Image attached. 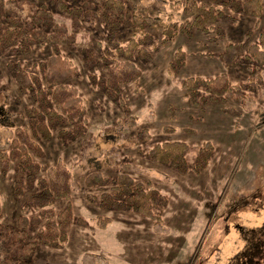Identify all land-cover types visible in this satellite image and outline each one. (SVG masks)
<instances>
[{
	"label": "rangeland",
	"instance_id": "obj_1",
	"mask_svg": "<svg viewBox=\"0 0 264 264\" xmlns=\"http://www.w3.org/2000/svg\"><path fill=\"white\" fill-rule=\"evenodd\" d=\"M2 1L6 5L0 15L2 25L6 16L30 22L35 11L44 6L55 23L70 29V17L55 8V0ZM67 1L72 5L87 2L96 11L104 0ZM123 1L129 11L133 3L137 12L187 28L188 20L181 7L174 5L176 0ZM196 1L206 7L212 3ZM262 4L259 19L224 4V16L210 24L209 30L180 32L168 42H162L158 30L149 43V58H132L140 76L121 89V102L100 88L103 72L99 59L107 47V29L97 17L84 22L73 44L35 42L27 53L15 48L2 50L0 151L8 153L12 140L19 136L16 130H26L43 152L34 158L43 169L36 178L44 177V169L58 162L71 174L73 221L66 240L60 247L37 242L45 219L33 227L29 224L28 239L37 243L33 264H233L248 244L259 247L260 264H264V236L260 233L264 228V69L245 58L264 30V0ZM96 43H101L99 51ZM227 43L239 46L230 63L220 56ZM177 50L184 53L181 65L173 61ZM57 53L77 69L76 76L66 83L83 101L85 122L80 136L65 137L62 130L68 127L64 123L48 122L40 102L22 90L16 77L18 71L45 67ZM220 74L238 86L232 96L206 99L205 104L199 99L197 106L189 103L181 88L184 79H210ZM41 121L50 138L38 131L36 125ZM143 130L148 131L149 141L139 139ZM171 141L184 142L190 149L210 143L213 152L205 169L198 175H180L169 166L152 163L150 149ZM186 159L193 165L191 151ZM123 166L129 167L136 181L166 198L159 223L129 210H100V194L110 189ZM95 172L108 183L99 188L86 185L85 178ZM26 176L17 172L11 161L3 171L0 162V224L15 227L20 216H31L23 209L36 187L21 183ZM65 203L59 199L53 205L54 213ZM99 216L111 219L105 229L96 227ZM252 236L260 240L246 241Z\"/></svg>",
	"mask_w": 264,
	"mask_h": 264
},
{
	"label": "trees",
	"instance_id": "obj_2",
	"mask_svg": "<svg viewBox=\"0 0 264 264\" xmlns=\"http://www.w3.org/2000/svg\"><path fill=\"white\" fill-rule=\"evenodd\" d=\"M211 2V5L206 7L196 0H176L174 5L181 7L188 20L187 28H179L176 25L165 24L158 17L137 12L133 3V9L129 11L123 0H104L96 11L95 7L87 2L72 5L67 0H55V8L70 17V29L64 24L55 23L44 6L35 11L30 22L19 17L6 16L5 24H0V53L4 48H15L27 53L35 42L49 43L52 46L59 42L73 44L76 34L84 28V22L90 17H97L107 29V47L101 51L99 59L103 72L100 88L109 97L121 102L119 96L121 89L140 76V71L132 62V58L135 56L140 59L149 58V43H152L156 34H159L158 30L162 42L170 41L180 32L207 31L210 24L224 16L222 6L225 5L255 19L262 17V0H211ZM5 6L0 0V15L3 14ZM95 46L98 51L101 49V43H96ZM238 49L237 44L227 43L220 56L226 63H230L237 55ZM245 58L264 69V30L260 33L258 41L250 45ZM183 59L184 53L177 50L173 56L174 63L181 65ZM90 61L93 63L92 57ZM76 74L77 69L72 63L57 53L49 57L45 67L42 65L38 68L31 67L26 71H18L16 75L22 90L40 102L41 112L48 117V122L60 121L68 127L62 130L65 137L80 136L84 132L83 101L76 89L66 83ZM181 88L189 103L197 106L199 99L205 104L206 99L215 101L224 94L232 96L238 86H232L227 76L220 74L210 79L188 77L182 81ZM30 112L34 114V111ZM36 126L44 138L51 137L42 121ZM16 131L19 136L12 140L10 151L8 153L0 151L1 168L4 171L8 161H11L17 172H25L27 175L21 183L28 187H36V190L29 195L23 209L24 212L31 213L29 218L25 215L20 216L15 227L0 224V264H33L32 257L37 243L28 239L29 224L33 227L40 219H45V224L38 231L37 242L60 247L66 240V234L73 221L70 203L71 174L62 162H58L54 167L44 169V177L36 178V174L43 169L34 158L42 156V149L26 130ZM138 136L143 142L149 141L150 138L147 130L141 131ZM189 151L194 157L191 166L186 159ZM212 152L213 147L210 143L190 149L184 142L171 141L154 145L149 151V157L155 165L169 166L180 175L190 172L198 175L207 166ZM84 182L89 187L99 188L107 184L108 179L95 172L89 174ZM110 185V189L102 191L98 198L100 210L105 212L129 210L156 223L160 222L158 214L167 204L166 198L157 190L146 188L143 183L136 181L130 174L128 166L121 167L118 176ZM59 199H64L66 203L63 209L55 214L53 205ZM78 223L82 224V221ZM110 223L111 219L108 217L99 216L96 219L98 229H105ZM260 233L264 236V228ZM245 239L251 243L260 240L255 236ZM249 246L245 251L259 250L257 245Z\"/></svg>",
	"mask_w": 264,
	"mask_h": 264
},
{
	"label": "flooded vegetation",
	"instance_id": "obj_3",
	"mask_svg": "<svg viewBox=\"0 0 264 264\" xmlns=\"http://www.w3.org/2000/svg\"><path fill=\"white\" fill-rule=\"evenodd\" d=\"M248 245H250L249 247H251V244ZM259 253V250L243 251L242 253H239V255L235 259H233V261L235 262L233 264H260Z\"/></svg>",
	"mask_w": 264,
	"mask_h": 264
}]
</instances>
